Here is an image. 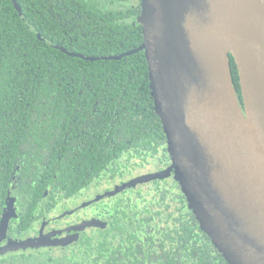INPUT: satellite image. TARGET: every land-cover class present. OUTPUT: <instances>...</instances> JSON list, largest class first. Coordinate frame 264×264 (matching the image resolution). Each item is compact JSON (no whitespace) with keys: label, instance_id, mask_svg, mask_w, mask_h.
Returning a JSON list of instances; mask_svg holds the SVG:
<instances>
[{"label":"trees","instance_id":"1","mask_svg":"<svg viewBox=\"0 0 264 264\" xmlns=\"http://www.w3.org/2000/svg\"><path fill=\"white\" fill-rule=\"evenodd\" d=\"M140 12L141 0H0V224L10 214L0 241L51 217L58 230L92 222L0 264H227L172 168L61 216L102 180L171 165L144 52L133 51Z\"/></svg>","mask_w":264,"mask_h":264},{"label":"water","instance_id":"2","mask_svg":"<svg viewBox=\"0 0 264 264\" xmlns=\"http://www.w3.org/2000/svg\"><path fill=\"white\" fill-rule=\"evenodd\" d=\"M258 3L249 14L247 0H141L143 42L133 51L144 52L171 165L104 194L162 178L172 168L201 230L227 264H264V0ZM9 216L6 211L0 238ZM90 224L12 240L0 253L54 245L48 237Z\"/></svg>","mask_w":264,"mask_h":264},{"label":"rangeland","instance_id":"3","mask_svg":"<svg viewBox=\"0 0 264 264\" xmlns=\"http://www.w3.org/2000/svg\"><path fill=\"white\" fill-rule=\"evenodd\" d=\"M138 160H136L135 162H137ZM149 161H151V159H149ZM156 170L155 167H154V163L151 161V163L149 165H147L145 167V169H140L139 171H135L133 172L130 176H138V174H141L144 173V172H151V171H154ZM129 175H126V176H123L121 177L123 180H127L130 178ZM119 176L115 177L114 181H108V180H102L100 181L97 185L91 187L86 193H84L83 195H81L79 198L71 201L72 203V208L70 210H73V211H78V207L77 205H75L76 203H78V201H83V202H89L91 200H94L95 198H97V196H101V195H104L105 193H107L108 191H112L114 186L117 185V184H120L119 183ZM113 196V195H111ZM111 196H106L104 195L102 198L100 199H103L104 197H108L110 198ZM76 202V203H75ZM81 203V202H79ZM74 205V206H73ZM11 212V211H10ZM40 247V246H39ZM43 247V246H42ZM45 247V246H44ZM43 247V248H44ZM28 248H31V247H26L25 249H28ZM22 250V249H21ZM33 251V250H31Z\"/></svg>","mask_w":264,"mask_h":264},{"label":"flooded vegetation","instance_id":"4","mask_svg":"<svg viewBox=\"0 0 264 264\" xmlns=\"http://www.w3.org/2000/svg\"><path fill=\"white\" fill-rule=\"evenodd\" d=\"M13 202H15V203H12V208H13V210H14V212H15V214H16V212H17V206H16V201H13ZM78 207V206H77ZM9 209H10V207H9ZM76 211V210H75ZM53 217H51L50 218V220L48 219V224L47 225H44V227H42L43 225L41 224V225H36L35 224V226H36V231H31L30 232V234H28L27 236H25V237H23V238H20V239H26V238H36V237H40V236H44V235H46V234H49V233H51L52 231H54V230H58V229H60V228H57V227H53V225H52V223L54 222V221H52L51 219H52ZM49 223H50V225H49ZM34 226V227H35ZM65 227H68V226H65ZM63 229V228H62ZM3 234V233H2ZM20 239H17V240H20ZM48 239L49 240H52L53 239V237L51 236V237H48ZM12 240H15V238H13V239H10V240H5L4 241V238L3 239H1V241H0V248L1 247H3L6 243H8L9 241H12ZM45 247L47 246V245H44ZM35 247H31V248H28V249H22V250H25V251H27V252H32L31 250H35L34 249ZM40 248V247H39ZM21 249H17V250H13V251H6V252H3V253H0V256H5V255H8L9 253H13V252H18V251H22Z\"/></svg>","mask_w":264,"mask_h":264},{"label":"bare ground","instance_id":"5","mask_svg":"<svg viewBox=\"0 0 264 264\" xmlns=\"http://www.w3.org/2000/svg\"><path fill=\"white\" fill-rule=\"evenodd\" d=\"M259 0H247V11L249 14H252L254 12V6H256Z\"/></svg>","mask_w":264,"mask_h":264}]
</instances>
